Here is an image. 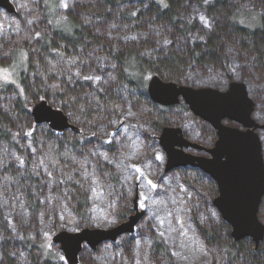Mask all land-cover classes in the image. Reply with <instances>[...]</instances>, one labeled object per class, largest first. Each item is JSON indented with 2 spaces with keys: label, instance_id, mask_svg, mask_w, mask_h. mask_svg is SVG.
<instances>
[{
  "label": "trees",
  "instance_id": "obj_1",
  "mask_svg": "<svg viewBox=\"0 0 264 264\" xmlns=\"http://www.w3.org/2000/svg\"><path fill=\"white\" fill-rule=\"evenodd\" d=\"M68 2L62 9L60 0H36V26L19 15L14 25L13 14L0 23V62L15 42L7 64L19 67L21 88H0V264H62L41 235L62 225L103 227L107 213L114 220L104 227L125 220L133 211L128 190L137 187L144 212L135 231L94 252L84 246L79 264H264V236L257 246L232 238L211 182L185 168L161 171L163 126L182 123L193 138L210 128L184 105L156 107L147 93L151 75L220 89L242 80L264 123V0ZM251 10L259 26L236 21ZM23 27L37 32L21 37ZM40 99L81 132L32 123L25 102ZM144 104L153 110L142 111ZM260 207L264 223V198Z\"/></svg>",
  "mask_w": 264,
  "mask_h": 264
},
{
  "label": "water",
  "instance_id": "obj_2",
  "mask_svg": "<svg viewBox=\"0 0 264 264\" xmlns=\"http://www.w3.org/2000/svg\"><path fill=\"white\" fill-rule=\"evenodd\" d=\"M0 8L8 13L14 12L10 0H0ZM147 90L151 99L160 104L175 103L182 96L195 114L211 122L217 129L219 140L213 148L207 149L212 154L207 158L184 153L182 146L190 144L201 147L183 138L179 127H164L160 144L166 153L165 170L191 165L208 173L218 186L213 205L229 224L232 238L239 240L248 237L257 246L264 236V224L257 214L261 197L264 196V159L259 139L253 131L258 125L250 117L252 101L244 84L232 82L225 90L211 87L195 89L152 75ZM30 114L34 123H46L52 130H78L61 109L52 106L46 99L36 101L30 108ZM223 117L240 123L247 130L225 126L220 121ZM137 198L136 194L133 200L136 212L111 228L84 227L52 234V241L59 244L67 264L78 262L83 245L95 248L101 242L113 241L120 235L132 233L144 212L137 210Z\"/></svg>",
  "mask_w": 264,
  "mask_h": 264
},
{
  "label": "rangeland",
  "instance_id": "obj_3",
  "mask_svg": "<svg viewBox=\"0 0 264 264\" xmlns=\"http://www.w3.org/2000/svg\"><path fill=\"white\" fill-rule=\"evenodd\" d=\"M11 1V3H12V5H13V8H14V12L13 13H8L7 11H5L4 9H2V8H0V23H2V25H4V26H7V20H8V14H13V17H12V22H13V24L14 25H18L19 24V19H18V15H19V17H21V19H28V18H31L32 20H33V23H34V25L36 26V25H38V24H40L39 23V21L41 20V13H40V10L38 9V4L36 3V0H10ZM61 1V8L62 9H64V6H69V2H68V0H60ZM236 18V21L239 23V24H243V25H246L247 27H249V28H255V27H257V26H259L260 25V20L258 19L259 18V16H258V13H257V11H255V10H251V11H249L248 13H245V14H241V15H239V17H235ZM21 23V22H20ZM25 27V26H24ZM22 28V30L19 32V36H21V37H25V36H29V37H34V34L37 32V31H35V32H31L30 30H28L27 28ZM42 26H40V28H41ZM36 29V28H35ZM37 30V29H36ZM34 33V34H33ZM17 44V43H16ZM14 45H15V42H13L10 46H9V48L7 49V53L6 54H3L2 55V57H1V62H0V88H3L6 84H10V86H13V87H15V89H18L19 91H20V87H19V84H18V75H19V67H17V66H15V65H8L7 63L9 62V60H10V57H9V51L11 50V49H13V47H14ZM11 53V52H10ZM5 76H7V79H5L4 77ZM248 89V88H247ZM249 91V90H248ZM6 96V95H5ZM3 97V96H2ZM2 97H0V102H1V98ZM6 100H7V96L6 97H4ZM8 98H10V97H8ZM26 103V106L27 107H29V108H31L32 107V105L27 101V102H25ZM34 104V103H33ZM53 106V105H52ZM57 108V107H56ZM143 109V110H142ZM141 110L142 111H144V112H147V111H149V110H153L151 107H149L148 105H146V104H144V105H142V108H141ZM32 121V120H31ZM34 121H32V123H33ZM122 123H123V120L122 119H120L119 120V122L117 123V125H116V127H114L113 129H112V131H111V133H113L114 131H117L118 130V128L122 125ZM76 125V124H75ZM172 125H177V126H184V125H182V123H180V124H172ZM77 126V125H76ZM133 126V125H132ZM263 126H264V123H263ZM78 127V126H77ZM79 128V127H78ZM263 130H264V127H263ZM58 132V131H57ZM63 132V131H62ZM60 133V132H59ZM188 136L190 137V139L193 137V136H191L190 134H188ZM200 138V137H199ZM199 138H196V137H194V138H192V139H194L193 141H196L195 139H199ZM201 138L203 139V141H204V137H202L201 136ZM191 139V140H192ZM263 139H264V132H263ZM199 142V141H198ZM165 163H166V158H165V160H164V165H163V169L161 170L162 172H165L166 170H165ZM55 164H56V166L58 167V169H59V165L57 164V162H55ZM191 171H196V170H188L187 171V173L189 172H191ZM143 173V177H144V180L147 182L148 181V175H147V172L146 171H143L142 172ZM187 173H185L186 174V176H187ZM192 173V172H191ZM193 174V173H192ZM140 177H142L141 175H140ZM138 178H139V176L137 177V180H138ZM151 181H152V183L153 184H155L156 183V181L155 180H152V179H150ZM199 182V181H198ZM199 183H201V190L202 191H207V192H209V188L207 187V185L202 181V182H199ZM130 191V192H129ZM138 189L137 190H135V193L137 192L138 193ZM128 194H129V197H128V200H130V202H132L133 203V200H134V198H135V193L133 192V190H132V192H131V189L129 188V190H128ZM211 201H212V204H213V197L211 196ZM137 204H138V209L137 210H139V211H141V209L143 210V204H144V202H142L141 200H140V198H139V196H138V198H137ZM141 205H143V206H141ZM215 207V206H214ZM136 211L134 210V208H133V211L129 214V215H131V214H134ZM182 214V213H181ZM258 214H259V217L261 218V207H260V209H259V212H258ZM104 222L102 223V222H100L99 224H97V225H99V226H103V224H104V226H107L106 224H108V223H112L113 222V220H114V217L110 214V213H107L104 217ZM141 218V217H140ZM74 218H70L68 221H70V220H73ZM127 219V218H126ZM119 222H121V221H119ZM118 221H116L115 223H113V225L112 226H109V227H106V228H111V227H113V226H115L116 224H118L119 223ZM138 223V222H137ZM103 226V227H104ZM103 227H101V228H103ZM135 227H136V225H135ZM135 227H134V231H135ZM67 227L65 226V225H62V226H60V228H59V230L57 229V228H55L56 229V231L55 232H53L52 234H54V233H56V232H59V231H62V230H67L66 229ZM84 228V227H83ZM61 229V230H60ZM133 231V232H134ZM132 232V233H133ZM47 232H44V234L45 235H41V239H43V241H42V243H43V246L45 247V251H47L50 247H51V245H52V242H51V233H49V234H46ZM121 236V235H120ZM119 237V236H118ZM117 237V238H118ZM116 238V239H117ZM116 239L115 240H108L107 241V245H111V244H113L115 241H116ZM254 243V242H253ZM100 244V243H99ZM98 244V245H99ZM98 245L95 247V248H92V247H90V246H86V245H83V247L84 246H86L89 250H91V251H95V250H97V248H98ZM255 245V244H254ZM83 247H82V249H83ZM82 251V250H81ZM81 251H80V253H79V257H78V259L80 258V256H81ZM144 255V254H143ZM146 264H150V262H146Z\"/></svg>",
  "mask_w": 264,
  "mask_h": 264
},
{
  "label": "flooded vegetation",
  "instance_id": "obj_4",
  "mask_svg": "<svg viewBox=\"0 0 264 264\" xmlns=\"http://www.w3.org/2000/svg\"><path fill=\"white\" fill-rule=\"evenodd\" d=\"M150 77L148 78V81H147V87H148V82L150 80ZM164 81H170V80H164ZM172 82H174V81H172ZM232 82H240V83H243L244 86H245V88H246L248 97L252 101V110L250 112V117L258 125L257 127H255L253 129V131L257 134V137L259 139V142H260V145H261V156L264 159L263 123L256 118V110H255L256 109V102H255L254 98L250 95V93H249V91L247 89V85H246V83L244 81H242V80H229L228 83H227V85L223 89H220L218 87L208 86V85L207 86H200V85L197 86V85H189V84H183V83H177V82H175V83H177L178 85L189 86V87H192V88H195V89L196 88H200V87H211V88H215V89H219V90H225V89L228 88L229 84L232 83ZM147 93H148V90H147ZM148 97L156 105V107L157 106L158 107H160V106H162V107H169V106L184 105L187 108V111L190 114H192L193 116L197 117L199 120L203 121L210 128V132H208L207 134L204 133V136H205L204 141H203L202 138L195 139L196 141H193L194 140V139H192L193 137L191 138L192 139L191 140L190 137L188 136L187 132H185V128L183 126H177V125H172V124L163 126L162 129L157 134V144L160 147V149L163 151L165 158H166L165 150L163 149L162 145L160 144V135H161V132H162V130H163L164 127H179L181 129V135L183 136V138H185L190 143H195V144H197L198 146L201 147V148L194 147V146H192L190 144L187 145V146H182V151L184 153H187V154H190V155H195V156L207 157V158L208 157H211L212 154H210L207 151V149L213 148L215 146L216 142L219 140V135H218L217 129L211 124V122H209L208 120H205L201 116L195 114L194 111L191 110V108L189 107V105L187 103H185L184 98L182 96H179L178 97V101L177 102L171 103V104H160V103H156V102H154L151 99L149 93H148ZM220 121L225 126L228 125V126L233 127V128H238L241 131L247 130V127H245V126L241 125L240 123H238L236 121H233V120H231L229 118L223 117ZM39 124H41V123H39ZM249 129H252V128H249ZM66 130L73 131L72 129H66ZM73 132L79 133L81 131L78 128L77 131H73ZM175 168H185L186 171H188L189 169L190 170H196V172H199L202 176H204V178L206 180H208L209 182H211V184L215 187L216 191H215V194L213 195V200L218 195V186H217L216 181L208 173L204 172L202 169H200L198 167H195V166H191V165H181V166H178V167H175ZM169 170H171V169H169ZM166 171H168V170H166ZM137 189H138V187L136 188V190ZM136 194H137V196H139V191H138V193L137 192L135 193V196H136ZM263 198H264V196L261 197V200H260V203H259V207H260L261 202L263 201ZM259 209L260 208H258V212H259ZM258 218L263 223V221L259 217V214H258ZM51 242H52V245H51L52 250L53 251H56V252L57 251L59 252L60 251L59 244L58 243H54L52 241V235H51ZM59 253H61V256H62V259H63V263L62 264H67V261H66L65 257L63 256L62 252L60 251ZM79 261H80V259H78V262L76 264H79ZM43 264H48V263H43Z\"/></svg>",
  "mask_w": 264,
  "mask_h": 264
},
{
  "label": "snow or ice",
  "instance_id": "obj_5",
  "mask_svg": "<svg viewBox=\"0 0 264 264\" xmlns=\"http://www.w3.org/2000/svg\"><path fill=\"white\" fill-rule=\"evenodd\" d=\"M202 19H203V18H202ZM4 78L7 79V76H5ZM84 79H86V80H91L92 77H91V76H85ZM96 79H99V78L97 77ZM108 143H111V141H108ZM155 158H156L157 160H162V159H163L160 155H156ZM134 167H135V166H134ZM136 171H137V172H140V169L137 168ZM48 174L51 176V173H48ZM141 176H143V173H141ZM93 183H95V181H93ZM147 183H148L149 185H151L153 188L156 187V185L152 184V181H151V180H148ZM92 190L95 191V189H92ZM141 206H143V205H141ZM170 214H171V213H170ZM160 236L163 237V236H164V233L161 232V233H160ZM174 255H175V253H174Z\"/></svg>",
  "mask_w": 264,
  "mask_h": 264
}]
</instances>
